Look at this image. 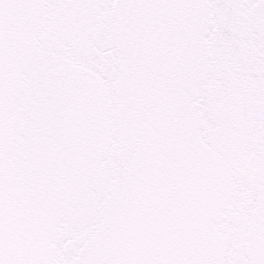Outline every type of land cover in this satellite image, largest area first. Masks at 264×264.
I'll use <instances>...</instances> for the list:
<instances>
[{"label":"snow or ice","instance_id":"1","mask_svg":"<svg viewBox=\"0 0 264 264\" xmlns=\"http://www.w3.org/2000/svg\"><path fill=\"white\" fill-rule=\"evenodd\" d=\"M0 264H264V0H0Z\"/></svg>","mask_w":264,"mask_h":264}]
</instances>
